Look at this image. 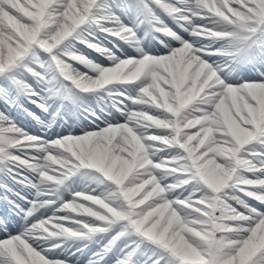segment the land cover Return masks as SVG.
Listing matches in <instances>:
<instances>
[{
	"label": "snow or ice",
	"instance_id": "snow-or-ice-1",
	"mask_svg": "<svg viewBox=\"0 0 264 264\" xmlns=\"http://www.w3.org/2000/svg\"><path fill=\"white\" fill-rule=\"evenodd\" d=\"M0 264H264V0H0Z\"/></svg>",
	"mask_w": 264,
	"mask_h": 264
}]
</instances>
